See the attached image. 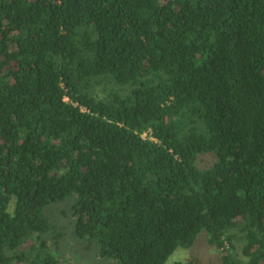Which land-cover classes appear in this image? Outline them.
I'll return each mask as SVG.
<instances>
[{"label": "trees", "instance_id": "1", "mask_svg": "<svg viewBox=\"0 0 264 264\" xmlns=\"http://www.w3.org/2000/svg\"><path fill=\"white\" fill-rule=\"evenodd\" d=\"M68 200L103 264H264V0H0V264Z\"/></svg>", "mask_w": 264, "mask_h": 264}, {"label": "rangeland", "instance_id": "2", "mask_svg": "<svg viewBox=\"0 0 264 264\" xmlns=\"http://www.w3.org/2000/svg\"><path fill=\"white\" fill-rule=\"evenodd\" d=\"M213 159L212 156H204L199 163L205 167L210 165ZM72 202V200H68L51 204L45 209L47 217L53 224V229L43 237L47 249L43 255L36 259L35 264H41L42 258L49 256L56 258L58 264H103L98 258V247L96 245L92 248H85L74 236ZM34 253L32 257H34ZM193 259H197L198 264H222V251L210 245L206 233L203 232L191 248L177 249L168 260V264L186 263Z\"/></svg>", "mask_w": 264, "mask_h": 264}, {"label": "built area", "instance_id": "3", "mask_svg": "<svg viewBox=\"0 0 264 264\" xmlns=\"http://www.w3.org/2000/svg\"><path fill=\"white\" fill-rule=\"evenodd\" d=\"M142 137H143V139H151V140H153V138L149 137L147 133H144L142 135Z\"/></svg>", "mask_w": 264, "mask_h": 264}]
</instances>
